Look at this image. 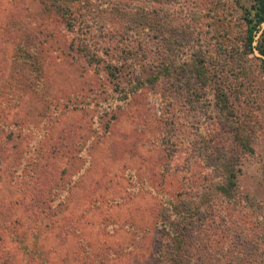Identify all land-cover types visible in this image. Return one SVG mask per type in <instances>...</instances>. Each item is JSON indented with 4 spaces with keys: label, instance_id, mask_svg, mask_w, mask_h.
<instances>
[{
    "label": "rangeland",
    "instance_id": "1",
    "mask_svg": "<svg viewBox=\"0 0 264 264\" xmlns=\"http://www.w3.org/2000/svg\"><path fill=\"white\" fill-rule=\"evenodd\" d=\"M77 3L71 15L44 0H0V248L8 264H156L160 196L195 193L199 179L214 174L218 111L204 107L197 88L187 91L179 72L136 87L137 74L150 75L131 66L129 52L154 73L169 61L177 66L179 52L190 59L207 51L217 61L220 31L232 28L242 40L243 7L252 0ZM150 12L166 17V32L135 23ZM93 34L110 49L107 63L128 60L120 83L106 62L79 49ZM250 63L246 76L231 66L222 72L235 110L257 117L258 127L254 154L241 159L242 202L214 201L217 232L205 264H264V72ZM25 69L39 99L22 89Z\"/></svg>",
    "mask_w": 264,
    "mask_h": 264
},
{
    "label": "trees",
    "instance_id": "2",
    "mask_svg": "<svg viewBox=\"0 0 264 264\" xmlns=\"http://www.w3.org/2000/svg\"><path fill=\"white\" fill-rule=\"evenodd\" d=\"M44 1L50 3L52 7L54 6L62 13L69 12L72 15L78 9V0ZM243 8L244 13L241 17L244 27L242 40H233L231 36L232 28L227 27L221 30L217 54L219 59L217 61L207 51L193 52V56L190 59L179 58V52L177 55L173 54V56H176L174 60L177 59V66L172 61H169L167 64L161 65L160 71L154 73L150 71L151 67H147V65L141 67L143 70L140 69L138 58H135L133 52H129V58L133 59V61H129L131 66L138 73L141 71L143 72L142 74L150 75V78L148 77L145 81L142 79L140 73L139 75L137 74L134 81L137 84L136 87L155 85V82L161 78H169L175 72H179L181 78L187 80L185 82L187 84L184 86L187 88L186 90L189 91L197 88V91L192 90L195 92V96L198 95V98L201 99L199 97L201 95L208 99L206 102L204 101L206 104L204 107H211L213 110L218 111L217 121L212 126V147L209 148L212 152L211 164L213 169H211L214 170V174L205 173L199 179L202 183L201 189H196L195 193L184 191L185 189L175 197H172L169 193L166 194L170 196L163 197L158 193V195H161L159 201L161 206L158 223L154 227L157 234L156 264H205V260L210 258L209 254H212L211 252L214 251L210 247L212 246V242H214L215 232H217L213 224H210L214 217L212 211L214 201H216V198L227 199L228 203H231L233 206L238 204V202H242L239 201L240 198L238 199V177L241 159L244 155L254 154L253 143L255 141L258 120L257 117H253V115L242 109L238 112L235 110L233 104L234 98L229 93L231 89L227 87L228 82L231 80H228L226 76H222V72L223 70L226 71L228 66H231L237 70L235 72L246 76L252 65L251 63L248 64L251 58L259 61L258 65L264 72V59L258 58L255 55L257 51L264 57V31L255 46L257 35L261 33L264 25V0H252L250 7ZM82 13L88 15L89 11L85 10ZM154 14L150 12L143 13L140 16L137 15L135 23L141 28L147 27L159 30L160 32H166L164 27L167 23L166 17L162 15L161 18L157 19ZM143 15L144 17H142ZM81 23H84L83 30H88L86 28L91 24L89 20ZM67 25L71 29L74 25L76 27V24L71 20L68 21ZM220 27H223L222 23ZM91 31L88 30V33ZM89 38H82L85 40L80 41L79 49L81 48L82 52L85 53L91 62L99 64L107 63L106 57L108 55L105 52L106 48H108V51L110 50L109 47L102 46L103 42L95 34ZM177 42L178 40H174L172 46H175V48L182 47ZM181 60L183 61L181 62ZM127 63L128 60L125 59L120 61V65L119 63H115V61H108V65H105L108 68L110 76L119 79L120 83L121 74L119 72H121V68L126 67ZM35 64L38 67L36 62ZM31 70L30 67L29 72ZM23 72H28V70L25 69ZM29 72L25 74V80H22L24 84L22 85V89L28 88L32 91L35 90L36 86L34 81L30 79L32 75ZM34 94L36 99L40 98L37 90H35ZM182 97L190 104L195 102V100H192L193 96L188 92ZM238 97L236 96L235 99ZM211 99L212 101H210ZM4 123L6 122L0 124V129ZM186 193L190 195V199L184 197ZM5 254V251L0 248V261L2 259L3 262L6 261L2 264H8L7 258L4 257ZM113 254L116 255L117 253Z\"/></svg>",
    "mask_w": 264,
    "mask_h": 264
}]
</instances>
